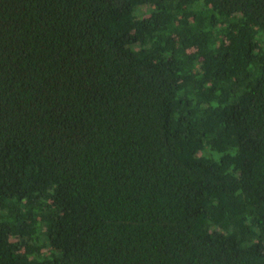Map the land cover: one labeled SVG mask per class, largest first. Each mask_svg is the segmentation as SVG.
<instances>
[{"label": "trees", "instance_id": "16d2710c", "mask_svg": "<svg viewBox=\"0 0 264 264\" xmlns=\"http://www.w3.org/2000/svg\"><path fill=\"white\" fill-rule=\"evenodd\" d=\"M0 264H264V0H0Z\"/></svg>", "mask_w": 264, "mask_h": 264}]
</instances>
